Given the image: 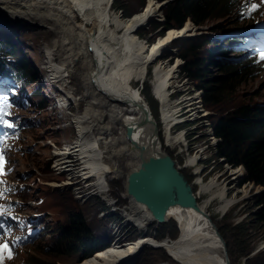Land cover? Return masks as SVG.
<instances>
[{
    "label": "rangeland",
    "instance_id": "1",
    "mask_svg": "<svg viewBox=\"0 0 264 264\" xmlns=\"http://www.w3.org/2000/svg\"><path fill=\"white\" fill-rule=\"evenodd\" d=\"M72 1L73 6L71 7H73L77 13L81 14L80 8L85 6V2L81 0ZM141 1L142 0H114L113 3L111 2L112 11L119 14L123 19H129L132 15L136 18H142L145 15V10L148 9L151 13L155 5L159 6L163 3L165 4V2L156 3L155 0H153L155 2L148 3V0H144L145 3L141 5ZM81 3H83L82 6ZM0 10V23H2L0 26L4 27V29L0 31V37L16 43L15 47L17 48V53L24 55L26 61L36 70L38 77L37 83L30 85L19 95V99L22 103L26 104L25 106L27 108L17 109V112L21 115V119L28 121L29 125L28 128L24 130L20 142L10 151L8 164H11L14 168H12V171L8 174L6 179L9 178L20 181L16 184V189L22 186V184L27 187L21 191L24 194L23 196L21 195L23 200L20 202V205L23 206L21 210L27 214L32 211L33 207H37V209L44 211L45 214L41 221L42 224L47 225V231L44 235L32 244L26 245L20 249L17 256L7 264H76L81 262L82 260L76 262L74 256H66L57 252H51L50 249L55 237L62 228H65L71 223L72 215L75 213L78 214V217L83 221L88 231L94 235H100L104 240L109 242L114 241L115 243L119 237L122 236L126 238L128 235L130 237L127 238V241H133L141 236H143L142 238H147L152 241V245L145 247L141 251L140 256L138 255L136 258H128L125 260L123 256L126 255L127 251L133 252V250L137 248L136 242L135 245L132 244V246L128 244L125 246H118L113 243L106 248L109 249L112 247L108 257L95 258L85 264H135L139 259L140 263L137 261L136 264H151L157 261H168L170 264H215L216 261H218L220 264H227L224 246L215 229L206 218L195 212L197 219L200 221V226L204 227V229L201 228V230H203L212 242L217 243V248L215 247L216 250H214V255L217 253V256H214V258L208 259L206 257V247L210 249L211 253L212 247L208 246V242L204 238L202 239L200 236H196L197 241L191 245H186L185 243L188 242V237L185 235V231H180V233L177 234L179 238L174 234L178 226L180 230L184 228L190 234L194 235L192 230H188L189 227L186 219H179L175 215H171L167 216V221L169 222L165 221L159 223L156 220L150 221L152 217L141 212L143 215L141 217L143 219V226H139L140 223L127 222L126 216L137 212L138 207L136 201L130 197V194L126 190V177L129 172L136 171L138 167L136 164H132V156L127 155L128 150L124 151L119 157L113 158V160L110 159L122 149L127 148V146L117 138L118 133L116 131H119L117 125L113 128L115 134H111L110 138V131L107 135L98 134L102 129V131H105L113 125V120L111 119L112 122L110 121L109 115L101 117V122L103 123L100 124V126H102L101 128L93 129L88 126L90 129L88 130L87 128L86 130V134L88 132V134L91 133L90 135L96 136V143L102 154L101 157L105 163L108 164L105 165V173L102 175L105 186L103 190L107 192V194L100 193L99 189L94 187L93 183H95L96 179L93 176L89 177L87 180H82V174L86 172V169L85 171L82 170V173L72 174L73 176H71L70 173L67 174L59 170L56 166L57 158L54 156L55 152L66 148L80 138L74 116H76L77 113H88L89 111L87 109L89 107L91 108L96 104L99 105L98 103L100 100H96V98L100 95L94 97V91L100 84V76L95 72L96 68L94 71L88 69L90 66H95V64L97 66V61L103 56V53H100L101 50H99L92 41H85L88 46L82 57L73 55L69 60L66 59L64 61L62 58L58 57L59 49L54 46L57 38L55 34L53 35L50 33L51 30H48L51 29L50 26L32 23L27 18L26 20L28 22L20 23L22 17L15 18L10 13V11L15 10L14 7H0ZM93 12V10H90L85 13ZM9 15L12 17H9ZM160 15L152 17L155 18L154 21L147 25H143L137 31H135L136 28L132 29V26L124 28V30L131 32L130 37L135 35V37H132L135 40L133 42L131 40L132 43L130 44L132 51L136 52L135 55L139 63L145 61L147 53L144 52L143 54V52L141 53V50H139L141 42L143 41L144 44H146L147 50H151L156 41L161 38L158 34L160 28H156L164 19V14L162 13V17H160ZM83 16L88 18L86 14H83ZM220 16L221 17L218 16L206 20L200 27L195 26L190 20L185 21L186 24H183V28L188 24L193 28V34L189 39L180 43L169 52H164L157 60L147 64L145 69L139 72L136 78L137 83H133L143 94L151 109L152 117L155 118V122L159 123L155 132H157L161 139L162 149L166 150L170 156L176 160V164L180 167L191 184L193 193H195L198 198L199 205L205 212L210 214L212 220L216 224L219 234L224 239L227 246L230 263L262 264V257L259 261H255L254 263L253 261L248 262V260L253 258L252 256L257 252L264 250V225L253 224L250 219L251 214L255 213L258 208L255 206V200L260 192L263 191V187L248 181L241 186L240 183L245 177V170L242 167L236 168L235 170L230 169L225 165L226 163L216 157L214 148L212 144L210 145V138L212 136L210 134V122L225 113H232L238 105H254L258 102H262L264 100V72H255L253 69L251 72L245 73L240 69L244 64L242 62H222L223 68L229 65L230 68L241 71L242 77L238 76L236 80H232L230 86L235 85L228 97H225L224 100L216 106L206 108L201 103V92L196 88L197 80L182 76L184 61L176 57L178 53L188 45H199L201 43L198 50L201 51L200 49L205 48L207 52L205 54L206 59L209 60V64L206 63L205 65L207 67L210 66V69L203 67L205 70H209L207 80H212L215 76H221L223 72L216 70L217 66L213 62L211 63L212 60L208 57L209 54H211V49H213L210 45L205 44V41L211 37L208 32L210 29L230 28L245 23L246 21L237 23V13L233 9L229 14ZM4 21L11 24L14 22V25L18 27L3 23ZM45 22L48 23L47 21ZM111 22L116 27L118 26L113 16ZM122 31L123 30H120L119 33ZM168 35L169 33L166 34L165 37ZM138 39H140L139 43ZM76 41L78 44L79 41ZM216 45H219V41L216 42ZM50 47L53 49H50ZM51 56L53 57L52 62L54 65L57 67L60 65L65 69V73H61L59 76H62L59 79H56L54 75L53 78L50 74V72H53L49 67ZM83 58H85L86 61H82ZM170 59H172L171 62ZM179 60H181L180 67L172 70L175 76V83H173L175 90L173 91V89H170L173 93V95H170V98L175 101L181 99V102L184 99V101L181 106L173 109L175 116L180 121L179 124H174L171 129L173 130V134L183 131L184 137L180 139V144L178 142L172 144L169 143L168 140L165 143L167 135L162 130V102H160L159 97V99L156 97L157 95L152 85V78L155 65L169 67L171 64L179 62ZM211 65L215 67L212 68ZM81 70L84 75L86 74L85 76L89 82L83 86L82 83L85 81L82 78L83 75L79 73ZM81 86L82 89H80ZM34 92L36 93L35 95H33ZM195 93L199 95V103H197L196 110L190 111L191 102L186 104V100L187 97H192ZM41 100H44L47 105V108L43 110L37 109L38 102ZM52 103H54V108L50 110L48 106ZM103 104L104 103L101 102L100 107H102ZM96 111L95 115L98 117L97 114L100 113V111L98 109H96ZM203 112L207 113L204 115V118L201 116ZM128 115V111L123 113L125 117ZM112 137H115V143L114 139H112L113 149L111 150L107 147V149H104L106 145H104V142L109 146L107 141ZM112 151H115L113 156ZM71 160L76 167L82 166L83 161L79 155L74 156ZM237 170H240L241 174L238 178H234L236 180L232 182V173H236ZM40 179L44 181V183H41ZM211 180L216 181L217 185L219 184L218 186L212 187L211 192H213V194H218L219 192L217 190L220 187H227L228 189L226 194L228 195V199L232 200V204L224 213H221V207H223L222 201L219 202L217 195L216 198L211 201L208 208L202 207L201 201L205 199L208 194L204 193L206 191L203 193H201V191ZM65 182L66 184H64ZM226 183L228 184L226 185ZM208 186H212V184ZM38 197H42L43 202H39V199H37ZM184 212L187 213L185 210ZM179 222L182 223V228ZM237 225H240V227H237ZM234 226H236L235 229H233ZM246 233L247 236L245 235ZM166 236L168 237L165 240L176 243L181 250L169 251L167 247V249L158 247L159 244L165 245L167 242H165L164 239L159 241L157 237L158 239H162ZM154 239H156L157 242H155ZM138 242L139 241H137V243ZM246 248H249V253L244 256V253L241 251ZM96 253L88 257V259L95 257Z\"/></svg>",
    "mask_w": 264,
    "mask_h": 264
},
{
    "label": "bare ground",
    "instance_id": "2",
    "mask_svg": "<svg viewBox=\"0 0 264 264\" xmlns=\"http://www.w3.org/2000/svg\"><path fill=\"white\" fill-rule=\"evenodd\" d=\"M81 1L85 2L84 7L82 6L83 3H81V6H82L80 8L81 14L77 13L75 9L71 7L73 6L72 0H0V7H10V8L14 7L15 10L10 11V13L15 18L22 17L20 20V23L28 22L26 20L27 18L32 23L50 26L51 29H48V30H51L50 33L53 35L55 34L57 38L54 46L57 49H59L58 57L62 58L64 61L66 59L69 60V58L73 57V55L82 57L83 53L86 52L87 46H88L85 43V41L87 42L92 41L95 44V46L99 50H101L100 53H103L104 57L101 56L99 58V60L97 61V66L95 64V66H90L88 69V70L94 71V69L96 68L95 72L100 76V80H99L100 84L98 87H96V90L94 91V97L97 95H100L99 97L96 98V100H100L98 103L99 105L96 104L91 108L89 107L87 109L89 111L88 113H85V114L77 113V115L74 116L76 125L78 126V130H79L78 135L80 136V138L73 144L68 145L66 148L57 150L54 156L57 158V163L55 162L56 166L59 168L61 172H64V173L66 172L67 174L70 173V175L73 176L72 174L82 173L81 171L82 170L85 171L86 169V172H83L82 174L83 175L82 180L84 179L87 180L89 179V177L93 176L96 179L95 183H93L94 187L99 189L100 193L102 192V193L107 194V192L103 190L105 189V186H104L102 175L105 173L104 172L105 165H108V164H106L103 158L101 157L102 154L98 147V144L96 143V138H95L96 136L94 137L93 135H90L91 133L88 134V132L86 134L87 128L88 130L90 128H93V129L101 128L102 126H100V124H103L101 122V117H105L109 115L110 121L112 122L113 120L112 122L113 125L111 123H108L109 125H112V126L107 128V130L105 131H102L103 130L102 129L100 133L98 134L107 135L108 132L110 131L111 132L109 133V138H110L111 134L115 132V131L113 132V128L117 125V128H119V131H116L118 133L117 138H119V140L124 142V144L127 146V148L122 149L120 152H118L114 156L113 154L115 153V151H112L113 157H111L110 159L113 160V158L119 157L120 155L124 153V151L128 150L127 155L132 156V159H131L132 164L133 165L136 164L138 169L140 168V162L142 160V153L139 149L140 145H143L146 147L145 155H147L148 153L152 155H157L161 152H165L169 154L166 150L162 149L161 139L159 138L157 132H155L156 127L159 126V123L155 122V118L152 117L151 109L148 103L146 102L143 94L139 91L138 87L136 85L134 86V83L135 82L137 83L136 78L139 72L145 69L147 64H149L152 61L157 60L164 52H167V51L169 52L171 49H174L180 43L185 42V40L189 39V37L193 34V28L191 27L190 24H188L185 28H183L184 26L180 28L181 30L180 29L171 30L167 37H165L166 35L161 36L162 39L159 38L160 40L158 39L159 41L158 40L156 41L154 46H152L153 49L151 50H147L146 44H144V42L142 41L140 44L139 50H141V53L143 52V54L144 52H147V53H146L145 61L142 63H139L135 55L136 52L132 51L131 44H130L135 40L134 38H132V37H135V35L134 36L132 35V37H130L131 32H129L128 30H124V28L126 27L129 28L130 26H132L133 27L132 29L136 28L135 31H137L143 25H147L150 22V20L155 19V18H152L155 15L158 16L161 14L160 15L161 17L164 11L163 7L165 6V4L162 2L163 4L159 6L155 5L154 8L152 9V12L151 13L148 12L142 18L140 17L139 19H136L130 16L129 19H123L119 14H116L115 12L112 11L113 8L111 5V2L113 3L114 0H81ZM156 3H159V2H156ZM90 10L91 11L93 10L94 12L85 13ZM83 14H86L88 18H85ZM11 15H9V17ZM112 16L115 18V21H117L118 23L117 27L113 25V23L111 22ZM11 21H14V20H11ZM45 21H47L48 23H46ZM14 22L13 24L6 23V21H4L3 23L10 24L11 26H14V27H18L14 25ZM120 30H123V31L119 33ZM212 38H216V36H212ZM76 40L79 41L78 43L79 45L77 44ZM139 40L140 39H138V43H139ZM136 43H137V40H136ZM50 49H53V48L50 47ZM52 59L53 57L51 56L50 61H49V64H50L49 67L51 68L53 72H50V74L52 76L54 75L56 79L57 78L59 79L62 76V75L61 76L59 75L61 73L64 74L65 69H63L60 65H58L59 67L54 65L52 62ZM82 61H86L85 58H83ZM180 62L181 60H179V62H176V64H171L169 67L155 65L154 75L152 78V83H153L152 85L154 86V91H155V94L157 95L156 97L157 98L159 97L160 99L159 98L158 99L160 100V102H162L161 103L162 104V107H161L162 116H163L162 130L167 135V139H165V143L168 140L169 143H172V144L177 143V142L180 144V139L184 137L183 131L179 133L174 132L175 134H173V130L171 129L174 124L177 125L179 124V121H180L175 116L173 109L181 106L184 101V99L181 102L180 101L181 99L175 101L174 99L170 98L171 97L170 95H173L170 89H173V91L175 90V86H173V83H175V80H174L175 76L173 75L172 70L180 67L181 65ZM79 73L83 75L82 78L85 81L84 83H82V86L85 85L86 83H89L87 81V77L85 76L86 74L84 75L82 73V70ZM82 86L80 87V89H82ZM198 97L199 95L197 93H195V95H193L192 97H187L186 104L191 102L190 111H194V109L195 110L197 109L196 108L197 103H199ZM101 102L104 103L102 107H100ZM96 109L100 111V113L97 114L98 117H96L95 115V113L97 112ZM125 111H128L129 113L127 117L123 116V113ZM205 114L207 113L203 112V114L201 115L202 118L205 117L204 116ZM149 120H153V122L149 123ZM127 126H131L132 128V132L129 138L126 135ZM112 139H114V143H115V137H112L110 140L107 141L110 147L108 146L106 142H104V145L106 144L104 149H107V148H110L111 150L113 149ZM76 155H79L83 161L81 167H76L73 164V161L71 160ZM173 160L176 162L175 159ZM8 165L10 167L12 166L11 164H8ZM176 166L178 167L180 172H182L180 167L177 164ZM226 166L228 168L231 167V166L229 167L228 165ZM230 169L235 170L236 168H230ZM182 174L184 173L182 172ZM240 174H241L240 170H237L236 173L235 172L232 173L233 176L231 178V181L234 182L236 180L234 178H238ZM4 177H6V175ZM184 177L186 178L185 174H184ZM6 181L9 182L8 185L14 187L15 190H16V184L20 182V181H17L14 179L12 180L9 178H7ZM210 182L206 186H204L201 191V193L206 191L204 193L208 194L206 195V198L201 201L202 207L208 208L211 201L214 200V198H216V195H217V198H219V202L222 201L223 207H221V213H224L230 208L232 204V200L228 199V195L226 194L228 189L227 187H224V188L220 187L217 190L219 193L215 195L213 194V192H211L212 187L218 186L219 184L217 185L216 181L214 180H211ZM41 183H44V181L41 180ZM64 184H66V182ZM209 184H212V186H208ZM227 184L228 183H226V185ZM200 190H201V186H200ZM16 195H17L16 197L19 198V196L21 195L23 196L24 194L21 191H16ZM193 195L195 196L196 201H197V207H198L197 210L192 207H182L177 204L172 205L166 211L165 221L167 222V219H168L167 216H169L172 211L174 210L178 211L187 221H190L194 225L196 232L200 234L208 243L212 245V256L214 258V256H217V253H215L214 255V250H216L215 247L217 248L216 246L217 243L212 242L208 238V236L201 230L200 221L197 219V216L195 215V213L206 218L209 221V223L213 226V228L215 229L220 241L222 242L224 246L226 260H227L226 263L231 264L229 256H228L229 254H228L227 246L225 244L224 239L223 238L221 239L218 228L216 227V224L212 220V217L210 216V214H208L201 208L196 194L193 193ZM130 197L134 200V198L131 195ZM14 198L15 197H11V201L14 200ZM136 204H137L138 210L137 212L128 214L126 216L127 222L129 221L128 223L130 222L140 223L139 226H143V222H142L143 219L141 218L143 215L141 212L145 213L147 216H150V217L152 216L144 204L137 202V201H136ZM9 206L11 208L14 207V205H11V204ZM184 210L187 213H185ZM146 220L149 221L148 219ZM150 221H154V219L152 218V220L150 219ZM160 223H163V222H160ZM179 223L182 228V223L181 222ZM129 237H130L129 235L126 238L121 236L114 243V245H118V246H125L127 244L132 246V244L135 245V242H136L137 248L134 249L133 252L127 251L126 255L122 254L125 257V260L128 258H136L138 255L140 256L141 251L145 247L152 245V241L147 238H142L143 236L138 237L137 239L133 241H127L128 240L127 238ZM155 237H152V238H155ZM154 240L155 242H157L156 239ZM137 241L139 242L137 243ZM158 247H162V248L167 247L169 251L181 250V248L178 247L177 244L174 242H170L165 245L159 244ZM111 248L107 249V251L110 252ZM103 251H101L100 254ZM206 257H207V254H206ZM95 258L97 257L87 259L85 260V262L84 261L78 262L76 264H85L86 262H90ZM138 262L140 263V259ZM151 264H169V262L168 261L166 262L157 261ZM215 264H220V263L216 261Z\"/></svg>",
    "mask_w": 264,
    "mask_h": 264
},
{
    "label": "trees",
    "instance_id": "3",
    "mask_svg": "<svg viewBox=\"0 0 264 264\" xmlns=\"http://www.w3.org/2000/svg\"><path fill=\"white\" fill-rule=\"evenodd\" d=\"M163 1L165 0H156V2ZM168 1V4L163 9V22L156 26V28H160V30L158 31V34L160 36H165L171 30L182 28L183 24L187 20H190L195 26L200 27L206 22V20H209L210 18L218 16L221 17L220 15H227L232 9H237V7L234 8L236 0ZM152 2L155 1L148 0V3ZM144 3L145 1L142 0L141 5H143ZM148 12L149 11L147 9L145 10L144 14H147ZM131 17L136 18L134 15H132ZM136 19H139V17ZM154 20L155 19H152L150 20V22ZM200 45L201 43L199 45L190 44L187 47L183 48L176 57L184 61L182 76L197 80L196 88L201 92V103L206 108H210L216 106L221 101H223L225 97H228L230 95L229 93H231L235 85L234 84L233 86H230V83L232 82V80H236L238 76L242 77V75L241 71H238L235 68H230L229 65H227L225 68L222 67V62H229H225L223 60L208 56L212 60L211 63L213 62L217 66L216 70L223 72V74L221 76L213 77L212 80H207V74L209 70L207 71L205 70V68L210 69V66L207 67L205 64H209V60L206 59L205 54L207 52L205 48L200 49L201 51L198 50V47ZM13 49L17 52V48ZM219 51L223 54H226L227 52L226 55L229 58L234 57L233 52L230 50V48H219ZM14 56L15 63L19 66L21 72L23 73L21 75L23 80L25 82H28L35 79L37 83V72L35 71L34 67L26 61L24 55H20L17 53ZM212 56H214V53L212 54ZM211 67L214 68L215 66L211 65ZM240 69L245 73H248L252 71V66L250 64H243ZM210 125L212 135L219 139L216 145V157L222 158L223 162L226 163L225 165H228L229 167L231 166L230 168H244L245 177L240 183L241 186L248 181L263 187V191L256 197L255 200V206H257L258 208L256 209L255 213L251 214L250 219L253 224L264 225L263 108L239 105L234 109L232 113H225L222 116L215 118V120L210 122ZM171 215H175L179 219H185L178 211L175 210L172 211L169 216ZM187 222L189 227L188 230H192L194 232V235L190 234L184 228L180 230L177 225L176 226L179 231L176 229L174 231V234L177 235L178 233H180V231H185V235H187L188 237V242L185 244L191 245L192 243L197 241L196 236H200L202 239L203 237L196 232L195 227L192 223H190L189 221ZM235 227L236 226H234L233 229H235ZM237 227H240V225H237ZM201 228L204 229L203 226H201ZM245 235L247 236V233ZM168 236L163 237L162 239H158L157 237V240L162 241L164 239L165 242L170 243L169 240H165ZM107 246L108 242L88 231L83 221L78 217V214L75 213L72 215L71 223H69L65 228H62L58 235L55 237L53 245L50 246V249L51 252H57L66 256H74L76 260L84 261L88 259L87 257H90L97 251L98 254L96 253L95 257H108L110 253L106 249ZM208 246L212 247L210 243H208ZM104 248L106 250L103 251ZM100 250L103 251L101 254L99 253L101 252ZM205 250L207 258H213L210 249L206 247ZM241 252L244 253V256H246L249 253V248H246ZM252 257L253 258L249 259L248 262L253 261L254 263L255 261H259L261 257L263 258L264 262V250L257 252Z\"/></svg>",
    "mask_w": 264,
    "mask_h": 264
},
{
    "label": "water",
    "instance_id": "4",
    "mask_svg": "<svg viewBox=\"0 0 264 264\" xmlns=\"http://www.w3.org/2000/svg\"><path fill=\"white\" fill-rule=\"evenodd\" d=\"M163 2L166 6L169 1ZM152 122L153 120H149V123ZM131 132V126H127L126 135L128 138ZM145 148L143 145L139 147L142 153L140 168L129 172L126 177L127 192L135 201L144 204L152 218L159 223L165 221L166 211L172 205L177 204L197 210L193 188L184 174L180 172L172 157L165 152L157 155L150 153L145 155Z\"/></svg>",
    "mask_w": 264,
    "mask_h": 264
},
{
    "label": "snow or ice",
    "instance_id": "5",
    "mask_svg": "<svg viewBox=\"0 0 264 264\" xmlns=\"http://www.w3.org/2000/svg\"><path fill=\"white\" fill-rule=\"evenodd\" d=\"M260 5L258 4H251V10H255L256 8H258ZM259 57L261 60H264V50L260 51L259 52ZM5 107H7V105H5ZM0 123H4L7 125V127L11 128V127H15V125H13L12 123L8 122V121H3V120H0ZM5 163H6V160H5V157H4V154H3V150L0 149V177H2L3 175H5V170H4V166H5ZM2 182V181H0ZM0 195H2V193H0ZM8 210L2 206H0V216H3ZM12 251L9 247L8 244H2L0 245V264H2L3 260L5 258H12Z\"/></svg>",
    "mask_w": 264,
    "mask_h": 264
},
{
    "label": "built area",
    "instance_id": "6",
    "mask_svg": "<svg viewBox=\"0 0 264 264\" xmlns=\"http://www.w3.org/2000/svg\"><path fill=\"white\" fill-rule=\"evenodd\" d=\"M210 131H211V128H210ZM210 134L212 135L211 132H210ZM210 140H211L210 145L212 144V146L214 148V152H216V145H217V142L219 141V139L212 135ZM219 160L223 161L222 158H219Z\"/></svg>",
    "mask_w": 264,
    "mask_h": 264
}]
</instances>
